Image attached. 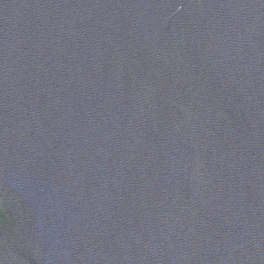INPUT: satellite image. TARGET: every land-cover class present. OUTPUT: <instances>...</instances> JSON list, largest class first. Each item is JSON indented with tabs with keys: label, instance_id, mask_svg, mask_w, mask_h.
Listing matches in <instances>:
<instances>
[{
	"label": "water",
	"instance_id": "water-1",
	"mask_svg": "<svg viewBox=\"0 0 264 264\" xmlns=\"http://www.w3.org/2000/svg\"><path fill=\"white\" fill-rule=\"evenodd\" d=\"M0 264H264V0H0Z\"/></svg>",
	"mask_w": 264,
	"mask_h": 264
}]
</instances>
